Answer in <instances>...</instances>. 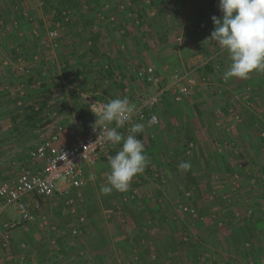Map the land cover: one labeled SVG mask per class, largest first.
<instances>
[{"label":"rangeland","instance_id":"obj_1","mask_svg":"<svg viewBox=\"0 0 264 264\" xmlns=\"http://www.w3.org/2000/svg\"><path fill=\"white\" fill-rule=\"evenodd\" d=\"M67 6L59 8L58 0H0L2 180L15 177L36 140L18 137L21 129H33L32 121L16 114L19 108L7 94V85L18 86L21 96L25 86L27 102H38L47 94L51 105L62 108L67 107L66 93L79 87V99L91 108L92 97L123 98L117 78L132 90L130 103L141 105L150 86L137 81L129 65L156 64L169 73L173 66L167 59L178 55L185 60L199 51L197 63L188 67L186 62L190 70L221 48L210 35L192 27L197 22L195 8H203L213 31L212 16L222 15L219 0H77L75 7ZM67 16L69 20H63ZM39 19H46L44 26ZM185 24L190 25L188 33ZM35 29L38 38L32 33ZM47 30L56 32L57 47L49 46ZM36 53L41 61L32 64L36 80L31 82L15 69L20 57L30 63ZM210 59L216 71L193 75L196 84L190 97L178 102L166 92L153 108L159 123H143L144 134L137 138L144 140L150 163L127 191H101L121 142L96 168L87 170L82 198L74 205L58 195L57 207L55 199L43 206L48 224L38 220L31 235L16 230L12 243H0V263L46 264L51 259L47 264H264V72L250 74L258 79L253 87L249 77L224 78L231 64L227 52L223 59L228 62ZM57 62L48 77L53 89L48 82L39 84L44 81L42 64ZM107 63L114 67L113 78L105 71ZM63 68L75 76L73 80ZM76 68L83 71L77 73ZM86 121L93 123L92 118ZM54 124L59 125L58 120ZM187 144L186 154L195 160L196 186L187 183L179 168ZM0 218L15 221L20 214L9 205Z\"/></svg>","mask_w":264,"mask_h":264},{"label":"built area","instance_id":"obj_2","mask_svg":"<svg viewBox=\"0 0 264 264\" xmlns=\"http://www.w3.org/2000/svg\"><path fill=\"white\" fill-rule=\"evenodd\" d=\"M66 12L64 11L63 14ZM49 46L57 47L56 32L48 33ZM181 39V38H180ZM39 54L33 55V61L25 58L18 59L16 69L26 76L32 74V64L41 61ZM135 76L144 84L155 86L157 91L150 95L141 105L134 106V113L130 123L149 117L152 124L159 123V116L153 108L162 101L165 93L171 91L178 102L192 94L196 84L191 71L176 70L169 80L156 70L152 64L135 68ZM86 119L77 118L73 125L75 131L69 135V128L60 125L58 130L50 135H42L40 141L28 151V165L11 180L0 179V213L9 205H14L20 214L16 222L6 223V227L13 228L22 222L35 221L47 223L43 213L42 199L58 194L66 199L70 206L75 204L76 198H82L81 188L85 185V166L94 165L103 155L108 154L115 144L98 138L100 128L93 132L92 125ZM104 125L101 123L100 125ZM115 127V125H108ZM122 134L121 128L118 129ZM69 135V136H68ZM193 146V144H190ZM85 164V166L83 165ZM188 209L187 207L185 208ZM74 211V209H73Z\"/></svg>","mask_w":264,"mask_h":264},{"label":"clouds","instance_id":"obj_3","mask_svg":"<svg viewBox=\"0 0 264 264\" xmlns=\"http://www.w3.org/2000/svg\"><path fill=\"white\" fill-rule=\"evenodd\" d=\"M219 10L222 15L211 18L215 27L209 39L218 43L231 60L224 78L247 79L254 71L264 72V0H219ZM94 105H91V110L98 119L92 125L93 132L99 126L98 138L103 135L112 144L123 142L109 161L111 172L101 191L105 194L114 189L127 191L133 178L142 174L150 163L144 151V140L137 138V134H144V125L131 124L127 136L118 131L130 123L134 113V106L128 98L112 99L99 109ZM113 123L115 127H108ZM179 168L188 171L191 163L181 162Z\"/></svg>","mask_w":264,"mask_h":264},{"label":"crops","instance_id":"obj_4","mask_svg":"<svg viewBox=\"0 0 264 264\" xmlns=\"http://www.w3.org/2000/svg\"><path fill=\"white\" fill-rule=\"evenodd\" d=\"M194 8V7H193ZM196 9H197V7L195 8V11H196ZM64 12V11H63ZM66 12V11H65ZM68 13V12H67ZM67 13H65L64 15H66ZM198 15V14H197ZM197 15H196V18H197ZM68 17L69 16H67L66 18H64L63 20H69L68 19ZM31 19V18H30ZM191 20L193 19V16H191V18H190ZM45 21H46V19H43V20H41V19H39V22L40 23H42L43 24V26H44V24H45ZM137 23H139V21H137ZM56 24H57V26L58 25H60L61 24V20L59 19L58 20V22H56ZM135 25H136V23H134ZM19 28V27H18ZM18 28H16V31H17V35H19L20 37H19V39H21V40H23L24 39V34H23V32L22 31H20V32H18ZM200 31V30H199ZM33 35L35 36V37H40V32L38 31V30H33ZM46 38L48 39V30L46 31ZM49 40V39H48ZM47 44H48V42H47ZM93 52H95V51H93ZM108 55H111L109 52L107 53ZM225 54H226V51L225 50H223V49H219L218 51H216L210 58H213V57H216V59L217 60H221V61H225L226 62V60L227 59H223L224 58V56H225ZM55 55V58L57 59V56H56V54H54ZM177 56V58H174V59H171L170 58V55H168V57L170 58V59H167L170 63H169V65H171L172 64V66H173V68H172V72L170 73H167V72H165L164 70H162L160 67H158L156 64H152V65H154L155 67H156V70L159 72V73H161L163 76H165L166 78H167V80H169L170 81V78H171V75L176 71V70H180V71H191L192 72V74L194 75V76H196L197 74H198V71H200L201 73L203 72V71H205V69H204V66L209 62V63H212L213 61H211V59L209 58V59H207L205 62H203L202 64H200V65H198V66H195L194 68H191L190 70H187V68H186V62L188 61V67L189 66H191V65H194L195 63H197L196 62V59L198 58V60H200V58L202 57V54L201 53H199V51L196 53V55H194L193 57H190L189 59H188V57H186V56H184L185 57V60H183V58H181L182 60H180L179 58H178V55H176ZM97 59V58H96ZM67 60V59H66ZM93 61H95V58L94 59H92ZM179 61V62H178ZM221 61H218V63H221ZM96 62V61H95ZM94 62V63H95ZM227 62H228V60H227ZM48 63V62H47ZM93 63V64H94ZM182 66V67H181ZM42 67H44L45 68V70L43 71V73H42V76H43V80L44 81H39L38 83L39 84H42L43 82H48L47 84H48V88H51L50 87V84H49V82H50V80L51 79H49L48 77H49V72H50V69H52V68H58V62L56 63V64H51V63H49V64H47V65H45V64H42V66L40 67V68H42ZM168 67V66H167ZM216 67L217 66H215V63L213 64V69L216 71ZM106 70L105 71H107L108 72V70L110 69V70H112V71H114V67L113 66H109V64L107 63L106 64ZM135 68H138V67H135V66H132V65H129L128 66V70L130 71V73H132L133 75H134V77L136 78V80L137 81H139V82H142L141 80H139L136 76H135V74H134V69ZM228 68H229V66H227V70H228ZM39 69V68H38ZM66 69V68H65ZM88 69H91V67H89ZM93 70H94V68H92ZM204 69V70H203ZM213 69H212V71H213ZM83 71V69H80V68H76V72L77 71ZM62 71L64 72V74L66 75V77L67 78H69L70 80H73L74 79V75L73 74H68V72L66 71V70H64V68L62 69ZM78 73V72H77ZM204 73V72H203ZM113 76V75H112ZM109 77L110 78H113V77H111L110 75H109ZM28 78L30 79V81L32 82V81H35L36 80V76L32 73L30 76H28ZM115 79V78H114ZM117 79V78H116ZM114 80L116 83H118L119 85H121L122 87H123V90L125 91V95L123 96V98H128V100L130 101L131 100V96H132V90L131 89H129V85L127 84V82H126V80H124V81H122V80ZM256 80H258L257 78H256V76H255V74L254 75H249V83H251L250 85H252L253 87H257V84H255V82H256ZM29 81V82H30ZM41 82V83H40ZM143 83V82H142ZM146 85V84H145ZM21 86V85H20ZM24 86V85H23ZM147 86H150V85H147ZM30 87H32V85H30ZM24 88H25V86H24ZM24 88H22V92H21V94H22V96L20 95V91L21 90H19L20 88H18V86L16 87V86H14L13 87V85L11 84V85H7L6 86V92H7V90H8V93L11 95V96H13L12 98H13V100L15 101V104H16V106L19 108V110H18V112L16 113V114H18V115H22L23 116V118H28L29 116H31V115H34L35 116V120H37V122L35 123V121L34 120H31V119H29V120H31L32 121V124H31V126L33 127V129H28V130H25L26 128H24V129H21V134H19V136L18 137H20L21 135H23V136H25V135H29V136H32L34 139H36L35 141H34V144H33V146L31 147V148H33L39 141H40V139H41V136L42 135H50V134H52V133H54V132H56L57 130H58V128H59V126L60 125H62V126H67L68 128H69V135L71 136L72 135V133L75 131V127H74V125H73V122H74V120H76L77 118H83V119H86L87 120V118H91V115H88L87 113H85V114H83L82 115V113L87 109V107H85V109H83V110H81L80 109V106H79V104H81V103H84V105L86 104V105H88L87 103H85V101L84 100H80L79 99V97H80V95H81V92H79V89L81 90V88H79V87H77V88H73L72 90H71V92L68 94V93H66V100H68L67 101V104H66V106L67 107H65V108H62V107H60V106H56V104L55 105H51V101H50V99L47 97V94H44L45 95V97H41V98H39V100H38V102H27V100H28V95H27V92H25V90H24ZM88 88V87H87ZM51 89H53V88H51ZM149 89H150V91H149V96L150 95H153V94H155L156 93V91H157V88L155 87V86H150L149 87ZM16 92V93H15ZM51 91H49V93H50ZM74 92H78V94L76 95V94H74ZM168 92V91H167ZM171 92V91H170ZM192 92H194V91H192ZM192 95V94H191ZM190 95V96H191ZM189 96V97H190ZM188 98V97H187ZM91 99V104L89 103V105H92L93 103H95V105H94V107L95 108H97V109H99L103 104H105V103H107L108 101H110V100H112L113 98L111 97V96H105L102 100H100V99H97L96 98V100H95V98L94 97H92V98H90ZM186 99V98H185ZM184 101V100H183ZM183 101H181V102H183ZM59 102H60V99H59ZM58 102V103H59ZM131 102V101H130ZM90 111H91V113H92V115H93V117H92V122H95L98 118H97V116L94 114V112L91 110V108H88ZM218 112H219V110H218ZM54 120H58V124L59 125H55L54 124ZM146 121H149L150 123H151V121H150V119H149V117L147 116L146 118H144V119H142V120H138V121H135V122H132L131 124H134V123H140V124H143V123H145ZM131 124H126L124 127H123V129H122V132H124V129H125V127L126 126H129V125H131ZM152 124V123H151ZM131 126H129V127H127V128H130ZM128 130V129H127ZM68 135V136H69ZM15 139H12V141H14ZM17 140V139H16ZM15 142V141H14ZM117 146V144H115L114 146H113V148L112 149H114V147H116ZM30 148V149H31ZM1 149V148H0ZM29 149V150H30ZM28 150V151H29ZM28 151L26 152V154H25V156H24V160H22V162L23 163H21V165H20V168H19V170L17 171V173H16V175H15V177L22 171V169L26 166V165H28V163H29V161H28ZM104 156V155H103ZM102 157V156H101ZM101 159V158H100ZM100 159L94 164V165H92V166H85V174H84V177H85V185L82 187V189H84L85 187H86V184H87V179H86V175H87V170L89 169V168H92V167H95L96 168V164L100 161ZM3 160V159H2ZM0 163H2L1 162V160H0ZM15 162H13V164H14ZM98 165V164H97ZM13 173V172H12ZM7 174V173H6ZM14 177V178H15ZM13 178V179H14ZM57 200L56 202H54V205L57 207V205H58V194H56V195H54V196H52V197H49V198H46V199H42L41 198V201H42V206H44V204L47 202V201H52V200ZM0 215H1V213H0ZM19 220V219H18ZM18 220H15V221H10V220H5V219H1L0 218V243L2 244V245H4V246H8L10 243H12L13 242V239H14V237H15V233L14 232H16V230H26V232H27V235H31L30 233L33 231L34 232V230H33V224H35V223H38L39 221L38 220H40V218H38L37 220H35V221H28V222H22V223H20V224H18V225H16L15 227H13V228H10V227H6L5 226V224L6 223H11V222H16V221H18ZM250 226V225H249ZM251 227V226H250ZM34 228H36V227H34ZM262 240L261 241H263V243H264V237H262L261 238ZM23 246H25V244H23ZM103 247V246H102ZM105 247L106 246H104V249L102 250L103 252H105L104 250H105ZM25 257H23V258H21V262H24V259ZM49 260H51V259H48L47 260V263L49 262ZM20 261V260H19ZM3 262L5 263V261H2L0 264H3ZM42 263V262H41ZM46 263V264H47ZM50 263V262H49ZM26 264V263H25Z\"/></svg>","mask_w":264,"mask_h":264},{"label":"trees","instance_id":"obj_5","mask_svg":"<svg viewBox=\"0 0 264 264\" xmlns=\"http://www.w3.org/2000/svg\"><path fill=\"white\" fill-rule=\"evenodd\" d=\"M46 1L49 2V0H46ZM210 1L212 2V0H210ZM209 4L211 5L210 7H213V3L212 4L209 3ZM62 5H68L67 6L68 8H72V7H75L77 5V0H58V7L60 8ZM196 13L198 14L197 15V22H195L192 25V27H194L193 30L195 32H200L201 31L203 33H206L207 35H210L211 32H212V30L210 29V26H211L210 25V22H211V20L210 19L208 20V18H207V16H208L207 15V11L205 9H203V8H197L196 9ZM139 18H140V16H139ZM189 29H190V25L189 24H185V26H184V33H188L189 32ZM204 69L206 71H210L211 72L212 69H213V64L208 62L204 66ZM64 70H66V69L64 68ZM108 74L112 77L113 71L109 69L108 70ZM7 94H9L8 93V90H7ZM74 94L77 95L78 92H74ZM79 106H80V109L81 110H83V109H85V107H87V109L85 111L83 110L84 112L82 113V115L85 114V113H87L88 115H91V118L93 117L91 111L88 109L89 108L88 105H86V104L84 105V103H81V104H79ZM28 119L34 120L35 123L37 122V120H35V116L34 115L29 116ZM111 125H115V124L113 123ZM122 129L123 128H121V130ZM185 147H186L185 150L182 152V154L185 155V156L182 157V159H181L180 162H190L191 163V168L188 171H185L186 180H187V183H190V184H194L195 185L197 183V181H198L197 180V177H195V175L193 173V171H194V168L193 167H194V164H195V160H194L193 157H190V156H188L186 154V149L188 147V144ZM252 234H253V232H252Z\"/></svg>","mask_w":264,"mask_h":264}]
</instances>
